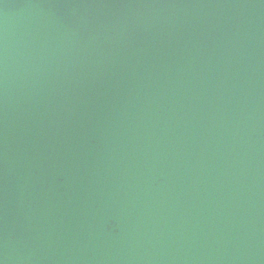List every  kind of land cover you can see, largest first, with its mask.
<instances>
[{
  "label": "water",
  "instance_id": "water-1",
  "mask_svg": "<svg viewBox=\"0 0 264 264\" xmlns=\"http://www.w3.org/2000/svg\"><path fill=\"white\" fill-rule=\"evenodd\" d=\"M0 264H264V0H0Z\"/></svg>",
  "mask_w": 264,
  "mask_h": 264
}]
</instances>
